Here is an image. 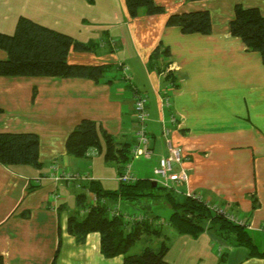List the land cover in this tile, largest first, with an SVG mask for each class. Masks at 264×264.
I'll return each instance as SVG.
<instances>
[{
    "label": "crops",
    "instance_id": "crops-1",
    "mask_svg": "<svg viewBox=\"0 0 264 264\" xmlns=\"http://www.w3.org/2000/svg\"><path fill=\"white\" fill-rule=\"evenodd\" d=\"M154 3L164 8L163 14L131 19L124 0H0V32L11 34L18 19L27 17L90 46L89 51L70 49L69 63L111 66L98 81L21 77L23 83L7 84L0 77V115L6 114V93L17 92L16 101L33 100L36 105L35 114L12 116L10 121L22 126L18 129L0 120V132L36 134L41 162L40 168L0 164V264H50L57 248L55 264H123L122 256L108 259L100 253L98 233L88 234L78 244L67 232L68 214L75 207L68 201L74 198L75 203L81 185L91 179L113 187L118 165L101 160L96 150L78 161L67 154L65 143L80 121L91 120L117 144L132 145L135 92L147 96L151 155L142 159L153 169L144 166L133 172L164 187L154 174L158 160L168 155L169 147L180 149L182 161L174 164V173L185 171L187 181L167 189L199 197L234 218L240 216L250 233L264 234V61L229 30L235 5L258 8L264 14V0ZM198 10L210 13L209 34H185L165 25L170 15ZM33 12L50 21L34 19ZM66 19L79 22L82 33L96 24L107 36H75L65 29ZM158 46L169 50L159 62L161 71L148 64ZM5 57L1 51L0 59ZM88 159L93 166L107 167L113 177L82 174ZM53 166L79 177L55 180ZM117 183L108 190H116ZM167 232L170 242L175 241L171 249L178 248L188 264H206V257L213 264H220L218 259L224 264H264V259L249 257L247 249L218 241L212 231L197 238L179 235L170 227ZM221 246L226 248L223 257ZM169 254L170 246L165 258L175 264L168 260Z\"/></svg>",
    "mask_w": 264,
    "mask_h": 264
},
{
    "label": "trees",
    "instance_id": "trees-1",
    "mask_svg": "<svg viewBox=\"0 0 264 264\" xmlns=\"http://www.w3.org/2000/svg\"><path fill=\"white\" fill-rule=\"evenodd\" d=\"M124 4L131 19L142 14L154 16L164 13V8L156 5L154 0H124ZM165 25L178 27L185 34L205 35L211 32L212 23L208 10H198L170 15ZM229 30L232 36L242 40L248 51L258 52L264 61V14L258 8L235 5ZM70 49L82 52L91 48L68 34L20 17L13 33L0 32V50L6 54L4 59H0V77L86 78L98 81L111 67L107 64H71L67 60ZM168 52L167 48L158 46L150 56V68L161 71L163 65L159 62ZM167 77H171L169 72ZM130 146L117 144L111 135L91 120L80 121L65 143L67 154L74 158L85 157L91 149L105 152L104 160L115 162L119 174L131 160ZM0 164L5 167L40 168L38 136L30 132H0ZM152 182L137 178L134 182H119L116 190H108L100 180L87 181L81 185L80 192L75 196V207L68 214V234L76 243L82 244L88 234L98 233L100 253L108 259L122 256L123 264H169L165 258L169 238L164 233L163 223L153 212V206L162 200L171 210L166 224L175 233L197 238L203 232L212 231L218 241L247 249L251 258L264 259V250H259L253 243L247 225L230 221L199 197L182 195L159 184L153 187ZM92 198H95L94 202ZM122 201L133 204L137 211H124L118 206ZM114 211L118 213L111 214ZM131 217L139 218L129 221ZM146 239L157 240V243L133 253L137 242ZM58 250L50 264H55Z\"/></svg>",
    "mask_w": 264,
    "mask_h": 264
},
{
    "label": "rangeland",
    "instance_id": "rangeland-1",
    "mask_svg": "<svg viewBox=\"0 0 264 264\" xmlns=\"http://www.w3.org/2000/svg\"><path fill=\"white\" fill-rule=\"evenodd\" d=\"M54 10L55 9L53 7L52 10H51V12L53 14H54ZM31 15L33 16L34 19L41 20L42 23H46L45 19L50 21V19L47 18V17L40 18V16L37 13H35V12H33V14H31ZM66 22H67L68 27H66L65 29H67L68 31H72L75 36H107L100 29H98V26H96V24L91 25L92 29L89 32L86 33V29H84L85 32L82 33V32L79 31V29H80L79 28V25H80L79 22L74 21V20H67V19H66ZM59 28H61V27H59ZM0 52H1V50H0ZM2 78H6V79H3L2 83L5 82L7 84L15 83L16 81H17L18 84H20V83H23L24 80H25V79H22L21 77H2ZM25 78H27V77H25ZM29 80H31V79H29ZM4 93H6V91H4ZM16 95H17V92H16L15 96H11L9 93H6L3 96V101H4L3 105H4L5 109H6V114H4L3 116L0 115V120L2 122H4L5 125L10 126V127H14L15 129H18V128L22 127V126H20V124L17 121H13V122L10 121V119H12V116H15V115L28 116V114H35L36 105H33V102H34L33 100L32 101L29 100L28 103L18 102V101L15 100ZM24 97L25 96L23 95L22 98H24ZM91 150H95V149H91ZM88 153H87L86 156L89 155ZM94 153H96L101 160L104 159L105 152H98L96 150ZM85 157H83V158H75V159L78 160V161H81V160H84ZM90 163H91V161H89V159L87 160V162H85V168L82 170V172H81L82 174H85V173L91 174V173L95 172L97 175H101L102 177H106L108 175H109L108 177H113L112 175H110V171H109V169L107 167H104L102 165H94L93 166ZM88 165H89V167H88ZM130 165H131V169H132L131 172L134 174V176L136 178H139V179L140 178H144V176L141 175V174L138 176L137 173L133 172L135 169L137 170L139 167L141 168V167H144V166L146 167L147 170H151L152 171V169H153L151 164H149V161H145L144 159H142V157L141 158H135V159L131 160ZM110 166H115V165H110ZM123 170H124V168H123ZM122 173H123V171H122ZM121 174H116V176L113 177V179L111 180L113 187L111 185H109V184H106L105 182H104V187L106 189H108V188L109 189L116 188L118 186V183H117L118 182L117 181L118 177ZM61 186H62L61 189H63V185L62 184H61ZM73 200H74V198L71 199V201H68L70 207H73L72 205H75ZM121 207H122V209L124 211L128 210L129 211L128 213H133L134 211L135 212L137 211V210H135V207H134L133 204H129L128 202H125V201L121 202ZM153 212H154V214L158 215L159 220H160L159 222L163 223L164 229H165V227L167 225L166 223H167L168 218H169L170 213H171L170 208L164 203V201L161 200V201H157L156 204L153 206ZM236 219L242 221V218L240 216L239 217L237 216ZM168 230H169V227H166V231H164V233L170 237V235L167 232ZM250 234H251V238H252L253 243L258 247V249L259 250H264V234L256 233V232H251ZM173 240L171 239V242H170V239H169V242H168V245L170 246V254L168 256V260L171 261V262L174 261L175 264H188V259H186L185 257L180 258V255L178 254V252L180 250L178 248H177V251L175 249H171V246H173L175 244V241H173ZM156 243H157V240H152V239L141 240V241L137 242V244L133 248L132 252L133 253H137L143 247L149 246V245L150 246H154V245H156ZM221 248L223 250V255H222V257H223L224 253L226 251V248L222 247V246H221ZM204 260H205L206 264H213L212 263V258L206 257V259L204 258ZM219 260H220V262H219L220 264H224V261H222L221 259H218V261Z\"/></svg>",
    "mask_w": 264,
    "mask_h": 264
},
{
    "label": "built area",
    "instance_id": "built-area-1",
    "mask_svg": "<svg viewBox=\"0 0 264 264\" xmlns=\"http://www.w3.org/2000/svg\"><path fill=\"white\" fill-rule=\"evenodd\" d=\"M126 68L123 69V72L125 73ZM147 96L144 93L141 92H135L133 95V115H134V122H135V130L133 133V144L130 146V157L131 160L139 157H143L148 159L151 155L149 142L150 138L147 133V119H148V113H147ZM164 103L166 106H169V98H166L164 100ZM170 123L175 125L176 119L171 116L170 117ZM131 160L124 166L123 173L118 177L119 182L123 183H129L134 182L137 178L134 176V174L131 172V166L130 162ZM182 161V154L181 150L177 148H171L168 149V155L159 158L157 168L154 170L155 176L158 178V182L163 185L166 188H173L175 185L181 182L187 181V173L185 171H181L179 173H174V164H180ZM55 166L51 168V175L55 180L65 179V180H74L78 179L77 176H73L66 172H60L58 171ZM95 201V198H92V202ZM214 210L223 213L227 219L230 221L242 224L243 222L241 220H238L231 216L230 214H226L223 210L219 208H213ZM118 213V212H112L111 214ZM135 218L139 217H131L128 220L134 221Z\"/></svg>",
    "mask_w": 264,
    "mask_h": 264
},
{
    "label": "water",
    "instance_id": "water-1",
    "mask_svg": "<svg viewBox=\"0 0 264 264\" xmlns=\"http://www.w3.org/2000/svg\"><path fill=\"white\" fill-rule=\"evenodd\" d=\"M157 183L155 181L152 182V186L155 187Z\"/></svg>",
    "mask_w": 264,
    "mask_h": 264
}]
</instances>
